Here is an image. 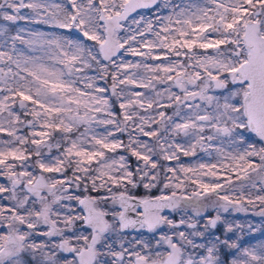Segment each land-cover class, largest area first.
<instances>
[{
	"label": "snow or ice",
	"instance_id": "1",
	"mask_svg": "<svg viewBox=\"0 0 264 264\" xmlns=\"http://www.w3.org/2000/svg\"><path fill=\"white\" fill-rule=\"evenodd\" d=\"M0 264H264V0H0Z\"/></svg>",
	"mask_w": 264,
	"mask_h": 264
},
{
	"label": "rangeland",
	"instance_id": "2",
	"mask_svg": "<svg viewBox=\"0 0 264 264\" xmlns=\"http://www.w3.org/2000/svg\"><path fill=\"white\" fill-rule=\"evenodd\" d=\"M20 24L23 25L24 22L21 21ZM184 159H185V161L187 162L190 158H184ZM233 218H235V219H237V220H240V221H245V220H247V221H251V222H253V223H255V224H259L260 221H261V218L258 217V216H253V215H251V214H247V215H245V214H243V213L233 214Z\"/></svg>",
	"mask_w": 264,
	"mask_h": 264
},
{
	"label": "flooded vegetation",
	"instance_id": "3",
	"mask_svg": "<svg viewBox=\"0 0 264 264\" xmlns=\"http://www.w3.org/2000/svg\"><path fill=\"white\" fill-rule=\"evenodd\" d=\"M176 219H179V217L177 216V217H175Z\"/></svg>",
	"mask_w": 264,
	"mask_h": 264
}]
</instances>
